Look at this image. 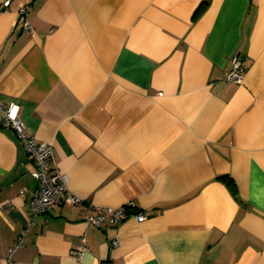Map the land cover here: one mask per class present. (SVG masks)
<instances>
[{
	"label": "crops",
	"instance_id": "crops-1",
	"mask_svg": "<svg viewBox=\"0 0 264 264\" xmlns=\"http://www.w3.org/2000/svg\"><path fill=\"white\" fill-rule=\"evenodd\" d=\"M3 1L0 105L86 203L146 218L65 202L28 227L35 164L0 107V264L19 236L13 264H264V0Z\"/></svg>",
	"mask_w": 264,
	"mask_h": 264
},
{
	"label": "built area",
	"instance_id": "built-area-1",
	"mask_svg": "<svg viewBox=\"0 0 264 264\" xmlns=\"http://www.w3.org/2000/svg\"><path fill=\"white\" fill-rule=\"evenodd\" d=\"M9 3L10 0H4L1 5L2 8L5 9ZM30 10L31 3L27 1L21 3L16 11L14 25L19 26L25 32L31 30L28 20ZM231 63L232 68L227 74V79L241 81L243 76L241 59L238 56H233ZM0 107L3 112L2 126L13 130L17 139L23 144L27 154L35 164V168L31 174L37 180L36 188L21 190V192H27L29 195L28 204L31 215L28 227L33 223L36 215L53 210L65 202L77 206L86 204L90 211L86 213L85 220L94 227H100L103 223L117 225L128 215L133 216L137 221H142L146 218V213L137 210L135 203L132 201L120 206H94L91 203H86L83 197L69 189L67 174L59 171L56 167L52 144L47 141L37 140L26 131L24 122L19 116L18 103L8 101L1 104ZM8 204L7 202H0V213L6 209ZM27 228L22 231V234H24ZM117 242V239H113L112 244L116 245ZM21 244L22 237L19 236L15 239L13 246L6 255L7 264H13L11 254ZM84 252L85 247L82 245L73 251L77 259H81Z\"/></svg>",
	"mask_w": 264,
	"mask_h": 264
},
{
	"label": "trees",
	"instance_id": "trees-1",
	"mask_svg": "<svg viewBox=\"0 0 264 264\" xmlns=\"http://www.w3.org/2000/svg\"><path fill=\"white\" fill-rule=\"evenodd\" d=\"M219 178L225 180L227 183H230L229 179L226 176H219Z\"/></svg>",
	"mask_w": 264,
	"mask_h": 264
}]
</instances>
